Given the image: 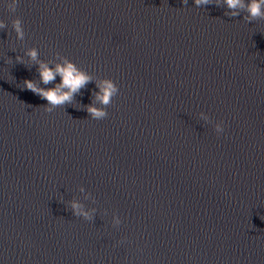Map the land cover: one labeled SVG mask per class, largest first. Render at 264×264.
<instances>
[{
  "label": "water",
  "instance_id": "1",
  "mask_svg": "<svg viewBox=\"0 0 264 264\" xmlns=\"http://www.w3.org/2000/svg\"><path fill=\"white\" fill-rule=\"evenodd\" d=\"M11 2L0 0V264H264V19L226 16L217 0ZM65 58L93 80L49 113L23 81L55 87L39 61ZM105 78L119 86L108 106L95 99ZM93 103L108 116L93 119Z\"/></svg>",
  "mask_w": 264,
  "mask_h": 264
},
{
  "label": "clouds",
  "instance_id": "2",
  "mask_svg": "<svg viewBox=\"0 0 264 264\" xmlns=\"http://www.w3.org/2000/svg\"><path fill=\"white\" fill-rule=\"evenodd\" d=\"M183 3L187 5L188 0H183ZM209 4H211V0H195V5L197 7ZM216 5H226L227 9L231 10L225 12L226 16L236 17L243 11L247 13L244 19L248 22L264 19V0H217ZM17 6L18 0H12V2L8 4V8L11 12H15ZM6 27L7 25L5 22L0 20V29H5ZM12 27L17 34V38L19 40H24L26 33L22 19L19 17L14 19L12 21ZM26 55L31 61H38L39 50L33 47L27 51ZM16 59L20 63L25 62L23 56H17ZM39 73L40 79L45 85L52 83L57 75L61 77V82L52 88H41L33 80L23 81L28 90H31L41 99L47 101L44 110L49 113L53 112V109L56 107L71 104L80 90L93 80L90 74L78 68L74 61L67 58H65L63 64L57 63L54 68L43 61H39ZM97 87L100 88V92L95 93V99L103 106L110 105L113 98L117 96L119 92L118 84L110 78H105L97 84ZM87 112L96 120H101L108 116L106 108L97 107L95 103L87 107ZM216 127L218 132L222 133L224 131L223 122H220ZM71 208L75 211L76 216L82 215L85 219H90L89 213L84 211L82 205L78 202L73 201Z\"/></svg>",
  "mask_w": 264,
  "mask_h": 264
}]
</instances>
